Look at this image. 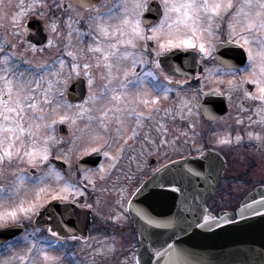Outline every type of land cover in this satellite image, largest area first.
<instances>
[{
	"label": "snow or ice",
	"instance_id": "obj_1",
	"mask_svg": "<svg viewBox=\"0 0 264 264\" xmlns=\"http://www.w3.org/2000/svg\"><path fill=\"white\" fill-rule=\"evenodd\" d=\"M16 7L18 11L8 18L11 32H6L0 40V178L12 177L7 183H0V236L12 238L11 242L5 240L0 244L3 253L0 264H65L66 261L83 264L69 242L81 241L92 248L89 241L95 237L77 236L75 229L68 228L71 221L65 217L76 207L92 210L96 215L101 213L97 211L99 197L93 203H78L77 198L86 199L87 185L82 181L86 180L95 191L97 179L104 180L126 150L133 151L129 160H135V149L129 141L136 142L138 137L141 156L151 155L149 149H154L157 157L162 155L161 148L178 151L180 137L168 138L166 119L183 122L181 135L190 136L194 146L199 133L192 117L199 116V109L204 108L196 102L197 96L205 94L202 92L204 81L214 79L224 85L223 92L220 88L210 91L226 96L229 101L233 92L242 90L244 99L256 102L259 123L264 124V0H159L158 8H151L149 0L112 3L109 0H31L27 4L20 0ZM148 11L158 12V20H146L144 13ZM32 13H38L44 22L48 33L46 45L38 47L26 37L30 28L24 17ZM224 21L226 29L222 27ZM226 45L242 50L243 67L217 54ZM51 48L60 53L51 63L37 55ZM189 50L194 53L193 64L197 56L203 62L216 61L213 68L197 71L198 88H190L189 82L194 80L192 73H183L186 79H176L182 72L181 67L161 59ZM73 76H82L87 82V95L76 104L67 99L64 88ZM246 84L254 89L249 91L244 87ZM172 92L178 102L165 105ZM240 107L246 111L243 105ZM204 110L207 114L208 110ZM210 118L218 119L214 115ZM83 119L88 121L81 130L83 134L73 136L74 143L81 141L79 152L87 155L102 151L110 163L101 164L95 171L81 168L84 173L81 182L73 183L51 163L55 151L62 152L55 156L56 160L68 163L70 159L69 152L59 149L62 138L54 134L55 125L75 126ZM248 120L257 122L251 116ZM237 123L242 120L238 119ZM176 131L180 132V128ZM247 136L264 143V136L259 132L249 131ZM242 138L237 134L235 140L239 142ZM214 142L230 144L231 137L216 135ZM196 151L203 155L204 146L200 145ZM166 168L161 163L153 172H163ZM30 169L33 171L29 172ZM187 172L192 176L201 175L193 168H187ZM144 187L141 185L130 193L124 186L116 188L115 209L105 219L114 224L125 222L128 219L125 200L129 195L138 196ZM160 187L181 191L172 180ZM53 201L60 208L58 212L53 208ZM127 203L131 208V200ZM258 203L264 211V196ZM133 211L144 222L140 231L143 240L137 243L145 248L147 241L146 251L150 255L144 260L135 249L119 264H153V258L154 264H188L173 243L165 241L153 247L147 235V228L151 226L172 227L174 218L161 220L140 207ZM248 211L249 206L241 204L236 215ZM42 213H49L46 236L38 235L40 227L27 230V225ZM251 214H256L254 209ZM203 219L217 220L210 214ZM35 223L41 221L37 219ZM22 229L20 236L14 235ZM104 239H110L111 243L92 248L87 264H98L97 257L106 260L118 251L115 235ZM120 247L124 245L121 243ZM127 247L132 249L133 245L129 243Z\"/></svg>",
	"mask_w": 264,
	"mask_h": 264
},
{
	"label": "flooded vegetation",
	"instance_id": "obj_2",
	"mask_svg": "<svg viewBox=\"0 0 264 264\" xmlns=\"http://www.w3.org/2000/svg\"><path fill=\"white\" fill-rule=\"evenodd\" d=\"M114 2V0H109V3ZM29 27V26H28ZM30 28V27H29ZM10 33L11 29L9 25L0 26V40H3L5 33ZM32 29L26 34V37L29 39L32 36ZM47 43V42H46ZM46 43L44 45H46ZM150 45L154 46L153 42H149ZM39 47V46H38ZM22 50V49H21ZM189 54L185 55H174V57H169V61L165 63H174L181 67V74L176 76V79H186L187 77L183 75L185 72H190L193 74L194 80L189 82L190 88H198L199 83L196 80L197 71L203 72L205 68H213L216 64L214 60H208L207 62L200 61L198 56L196 58L195 64L192 62V55L194 53L189 50ZM59 51L51 52L48 55H44L43 58H46L49 63L55 58L56 55H59ZM31 53H29V56ZM223 58L234 60L237 58L229 53L220 55ZM165 57V56H164ZM163 57H161L162 59ZM71 60L70 57L66 58ZM180 59L181 61H177ZM243 67V66H242ZM139 70V69H138ZM79 80V85L83 86L87 82L84 77H75L68 80L67 84L64 85L65 94L71 85ZM204 87L202 92L205 94L197 96L196 102L202 104L204 108L199 109V116L193 115L192 119L197 122L196 131L199 133V136L196 138V143L193 146L191 143V138L184 137L181 135V132L184 130V123L177 120L175 122L165 120L167 127L169 128L168 138L171 139L173 135L180 137L178 141V151H172L167 148H161L160 151L162 155L157 157L155 155L154 149H149L152 152L151 155L145 154L143 156L139 155L140 152V137L137 138L136 142L129 141V144L132 145V148L135 149V160H129V157L134 155L132 150H126L122 160L117 164L116 168L104 179L96 181V190L94 191L91 185L88 182L82 181L83 185H87L86 199L77 198L79 204L93 203L94 200L99 197L100 205L97 209L101 215H96L95 212L86 208H80L76 211L74 217L69 218L71 221L68 223L69 229H75V234L77 236H91L95 237L94 240H90L89 243L92 245V248H98L103 245L111 243V240H105V237H111L115 235L117 237V248L118 251L113 256H109L106 260L103 258L97 257L98 264H119V261L123 259L129 251L138 249L140 250L141 245L137 243L140 241L138 233L136 231L134 222L130 218L128 213V203L127 200H130L131 195L125 200V214L128 219L121 224H114V222L105 219L110 212L114 211L115 205L114 201L118 198V193L116 188L124 186L128 192L134 191L135 188L140 187L143 182L152 174H154L153 169L158 168L159 165L168 164L169 160L174 161L181 159V157L188 158L199 155L196 149L200 146H204L203 154L206 151H216L222 154L225 158V168L223 171V178L220 184V189L225 191V197L223 200L219 199V196H215L211 201L210 206L213 212L217 213L220 211L221 206L224 205H238L240 200L236 199L237 194H226V190H247L250 191L260 184H264V143L258 142L256 140H250L247 136L249 131L259 132L264 136V124L259 123V117L256 114V102L243 98V91L237 90L232 93L231 101L228 100L226 96L216 95L214 92L210 91L215 88H220L221 92L225 91V86L217 83L213 80L204 81ZM244 87H247L249 91L254 89V86L246 84ZM184 93L182 92L181 95ZM87 95V90H86ZM68 99V98H67ZM71 102V101H70ZM71 102L73 104L79 103ZM178 102L175 92L170 93L169 99L165 102V105H174ZM240 105H243V108L246 111H242ZM164 106V105H162ZM207 109V114L205 110ZM197 109L194 108V113ZM216 116L218 119L212 120L211 116ZM251 116L253 121L252 123L248 120V117ZM242 120V123H237V120ZM81 121L86 122L87 119L77 121L75 126H72L68 123H57L55 125V135L58 139L62 138V142L59 145V149H62L63 152H69V162L65 163L64 160H56V155H61L62 152L55 151L53 156L50 158L51 163L55 165L59 170L62 171L66 179L71 180L73 183L81 182L80 178L83 176L81 168L77 167L78 161L85 157L86 155H81L77 153L75 159H71L72 149L75 147L71 146V150L67 151V148L70 146V143L74 144L73 136H80ZM64 124V128L68 132L66 134L60 133V125ZM180 128V132H177L176 129ZM224 136L228 134L231 137V143L226 145H218L214 142L216 135ZM239 134L243 138L241 141L237 142L235 140L236 135ZM143 132L141 133V137ZM188 140V143L185 144L184 141ZM79 142V140H76ZM75 141V142H76ZM77 145V143H76ZM167 153L166 156L163 153ZM101 159L98 160L96 165H92L83 169H92L93 171L97 170L99 166L106 162V157H104L103 152L101 151ZM90 154V153H89ZM87 154V155H89ZM110 163V161H109ZM139 165V167H138ZM31 172V169L29 170ZM98 175V174H97ZM117 177L120 179L117 180ZM128 177H132L131 180ZM9 178V179H8ZM2 179L4 181H2ZM12 179L11 176L6 178H0V183H7ZM101 188H106L108 191L101 192ZM53 208L55 211H59L60 208L57 205V202L53 203ZM50 212L52 209L49 210ZM87 212V213H86ZM49 213H46L44 223L41 228V235H47V216ZM55 222V221H53ZM73 249L77 252V259L80 260L82 257L86 264L88 259L92 256V248H88L83 245L81 241H72L69 242ZM123 244L124 247L121 248L120 244ZM131 243L133 245L132 249H129L127 245ZM83 248V251H81ZM68 263V261H67Z\"/></svg>",
	"mask_w": 264,
	"mask_h": 264
},
{
	"label": "water",
	"instance_id": "obj_3",
	"mask_svg": "<svg viewBox=\"0 0 264 264\" xmlns=\"http://www.w3.org/2000/svg\"><path fill=\"white\" fill-rule=\"evenodd\" d=\"M158 6L159 1L156 0L150 4L151 8H158ZM158 16L159 13L156 11L144 13V18L153 22L158 20ZM28 25L33 29V40L38 44L43 43L46 35H43L40 26H35L44 25L42 20L32 15L28 20ZM241 52L242 50L237 49L236 46L226 45L219 48L217 54L229 53L236 56L234 60L226 59L240 66ZM189 53V51H181L175 55ZM169 57L174 56H165L162 60L169 61ZM85 93V86H80L77 81L69 88L68 99L72 102L81 101ZM97 158H99V153H93L81 160L78 166L85 167L93 164ZM224 167L223 157L217 152H209L177 160L167 165L163 172L152 175L143 184L146 187L142 192L132 198L131 208H129L138 233L140 234L141 225L144 222L136 217L133 209L140 207L161 220L174 218L175 223L172 227L151 226L147 228V235L153 247H158L165 241L173 243L176 249L182 252L181 259L186 260L188 264H264V211H261L258 203L264 196V185L250 191L235 212L221 211L216 216L208 208V203L214 196L223 176ZM187 168H193L201 175L192 176L187 172ZM154 176L156 179H153ZM169 180L175 181L181 191L175 192L168 187H160ZM241 204L248 205L249 211L237 216L236 212ZM253 209L256 212L255 215L251 214ZM76 211L75 208L71 215H67L66 221H70L69 218L74 217ZM206 214L216 217V222L204 221L203 217ZM43 217L44 213L36 220L41 221ZM221 217L224 219H219ZM22 230L15 232L14 235ZM10 238L7 235L0 236V244ZM140 239L143 240L141 236ZM144 243L145 248H141L140 255L147 260L150 252L146 251L147 241Z\"/></svg>",
	"mask_w": 264,
	"mask_h": 264
},
{
	"label": "rangeland",
	"instance_id": "obj_4",
	"mask_svg": "<svg viewBox=\"0 0 264 264\" xmlns=\"http://www.w3.org/2000/svg\"><path fill=\"white\" fill-rule=\"evenodd\" d=\"M19 2H20V0H0V24H2V25H9V19L8 18L12 14H14L15 12L18 11V8L16 6L19 4ZM30 2H31V0L28 1V2H24V3L27 4V3H30ZM35 14H38V13H35ZM27 17L28 16L24 17V21H25V19H27ZM226 26H227V22L224 21L222 23V27H224L226 29ZM50 52H51V54H53L54 52H57V49L56 48L46 49L45 52H43V53H37V55L39 57H42L43 58L44 55H48ZM65 71H67V69ZM98 83H99V81H98ZM87 123H88V121H86V122L81 121V123H80L81 124L80 125L81 130H84V125L87 124ZM82 134L83 133L81 131L80 132V136ZM76 143H77V145H76ZM74 145H75V147L72 149V154H71V157L72 158L71 159H75L77 153H80L79 152V148H80V145H81V141L80 140H79V142L76 141L74 144L70 143V146L67 148V151L68 150H71V148H72L71 146H74ZM108 163H109V160L106 159V162L103 163V164L104 165H107ZM2 181H4V180L2 179ZM243 191H245V190L244 189L243 190H240V189L226 190V194L229 195L230 193L231 194L236 193L237 194V197H238L236 199H240V196L243 193ZM224 197H225V191H223L221 194H219V199L220 200H223ZM0 255H2V253ZM77 257H78V255H77ZM80 260L83 262V264H86L85 260L82 257H80ZM65 264H68L67 261L65 262Z\"/></svg>",
	"mask_w": 264,
	"mask_h": 264
}]
</instances>
